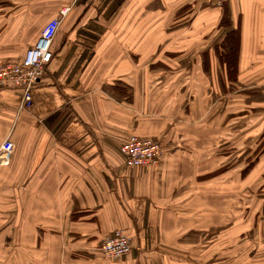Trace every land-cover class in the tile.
<instances>
[{"label":"crops","instance_id":"obj_1","mask_svg":"<svg viewBox=\"0 0 264 264\" xmlns=\"http://www.w3.org/2000/svg\"><path fill=\"white\" fill-rule=\"evenodd\" d=\"M226 1L229 24L195 0H0V67L68 8L31 108L19 111V88L0 89V146L15 143L0 165V264H264L259 220L244 226L236 183L211 177L228 132L264 133L263 103L244 114L243 96L203 70L204 52L221 62L228 25L240 31L238 83L264 90V0ZM133 134L163 144L158 165L126 163ZM116 230L132 251L107 258Z\"/></svg>","mask_w":264,"mask_h":264},{"label":"built area","instance_id":"obj_2","mask_svg":"<svg viewBox=\"0 0 264 264\" xmlns=\"http://www.w3.org/2000/svg\"><path fill=\"white\" fill-rule=\"evenodd\" d=\"M202 5L223 7L225 0H198ZM68 8L52 18L43 28L38 42L27 49L23 59L11 61L0 67V89L19 88L23 92L19 111L30 109L33 95L41 83L47 68L55 57L54 40L60 29ZM121 150L129 166L158 165L163 154L161 142L131 135L122 145ZM15 151V143L7 137L0 146V165H7ZM100 249L107 258H119L132 251L130 238L122 231L116 230L105 236Z\"/></svg>","mask_w":264,"mask_h":264},{"label":"rangeland","instance_id":"obj_3","mask_svg":"<svg viewBox=\"0 0 264 264\" xmlns=\"http://www.w3.org/2000/svg\"><path fill=\"white\" fill-rule=\"evenodd\" d=\"M246 90H249L247 87ZM243 87L233 86L230 88L231 97L232 95L242 93L247 99V94ZM258 97V98H256ZM255 100L264 99V95H257ZM244 99V98H243ZM233 100H228V108ZM248 102V101H247ZM257 102V101H254ZM251 105V103H249ZM246 104L245 113L250 115L252 112V107ZM264 105V102L263 104ZM245 121V120H243ZM242 122V121H241ZM264 133L259 131V129L245 130L241 135L230 134L227 135V143L224 145L223 151L226 153V159L224 160V167L232 165V169L226 173L227 184L236 183L237 189L228 190L229 200H236L241 202L242 209L241 215L244 219V226H249L248 218L256 217L259 222L256 223V227L259 228V232L264 237ZM222 147V146H221ZM219 148V147H218ZM216 149V153L218 152ZM263 155V156H262ZM253 162L255 163L254 169H252L248 174L242 176L243 169ZM240 174V175H239ZM241 179V180H240ZM226 183V182H225ZM241 185V186H239ZM239 204V203H238ZM239 212H237V216ZM228 220V218H227ZM253 224V222H251ZM230 224H227V229L229 231ZM246 243L251 247V240L245 239Z\"/></svg>","mask_w":264,"mask_h":264},{"label":"trees","instance_id":"obj_4","mask_svg":"<svg viewBox=\"0 0 264 264\" xmlns=\"http://www.w3.org/2000/svg\"><path fill=\"white\" fill-rule=\"evenodd\" d=\"M195 2H198V0H195ZM211 7H216V6H211ZM223 8H224V18L223 19H225L226 24H229L230 23V13H229V6L226 0H225ZM225 26H226V29L223 32L222 41L217 42L215 44L216 54L219 57V60L221 62L214 64V65H212V63L210 64L207 61L208 53L204 52V54L202 55L203 56V70L206 74L210 73V71L215 72L216 79H215V85L213 88H220L225 93H232L230 91V88L233 86H241L244 88V90H246L248 87L249 90L245 91V93L247 94L246 100H245V97L242 95V93H239L244 98L243 102L246 103L248 101L247 102L248 105H250L249 103H251L252 105L254 101L263 103L264 99H261V100L253 99L257 95H260V94L264 95V90H262V88L250 87L248 85H245V84L241 85L240 83H238L237 74H238V63H239L238 56H239V45H240V31L235 28L229 29L227 27L228 25H225ZM126 98L128 100H132L133 99L132 93L126 95ZM262 106L260 105V106H256L255 108L254 107L252 108H254V111H256V113L257 112L264 113V108ZM221 144H222L221 145L222 147L218 146L219 148H218L217 155L223 153L222 151L226 143L222 141ZM254 166H255V163L253 162V164L251 163L249 167L248 165L244 167L243 169L244 173L242 174V176L245 177L246 174H248L252 169H254ZM231 169H232V165L223 167L220 170L213 172L211 177H214L218 174L228 173Z\"/></svg>","mask_w":264,"mask_h":264}]
</instances>
